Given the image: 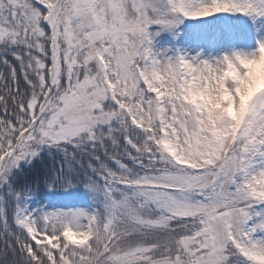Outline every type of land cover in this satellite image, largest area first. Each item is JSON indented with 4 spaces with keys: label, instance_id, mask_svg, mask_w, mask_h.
Wrapping results in <instances>:
<instances>
[{
    "label": "snow or ice",
    "instance_id": "1",
    "mask_svg": "<svg viewBox=\"0 0 264 264\" xmlns=\"http://www.w3.org/2000/svg\"><path fill=\"white\" fill-rule=\"evenodd\" d=\"M224 12L264 0H0L3 264H264V40L210 61L150 31ZM48 157L90 206L37 203Z\"/></svg>",
    "mask_w": 264,
    "mask_h": 264
},
{
    "label": "rangeland",
    "instance_id": "2",
    "mask_svg": "<svg viewBox=\"0 0 264 264\" xmlns=\"http://www.w3.org/2000/svg\"><path fill=\"white\" fill-rule=\"evenodd\" d=\"M199 5L210 4L211 0H195ZM239 13H216L211 16L201 18H182L183 22L178 25L174 32L160 31L158 26H153L150 31H159V35L154 37L153 46L157 51L167 50V55L171 56V48L177 47L179 54L198 56L199 59L214 60L224 55L231 56L235 52L252 53L253 46L258 47L255 37L264 40V17L253 18L239 14L244 19L243 24H238ZM224 18H229L224 20ZM224 24L225 27H224ZM251 24L252 27L249 25ZM215 27L217 31L215 30ZM229 31L233 35L232 40L228 38ZM175 35V38L171 39ZM246 42L247 51H240V45ZM82 191L80 198H71L68 202L62 203L65 206L87 207L88 200L83 198Z\"/></svg>",
    "mask_w": 264,
    "mask_h": 264
},
{
    "label": "trees",
    "instance_id": "3",
    "mask_svg": "<svg viewBox=\"0 0 264 264\" xmlns=\"http://www.w3.org/2000/svg\"><path fill=\"white\" fill-rule=\"evenodd\" d=\"M2 70L3 69L0 68V71ZM60 164H61L60 158L53 159L51 157H48L44 161L37 163L36 167L31 172L25 173V176L29 180V183H31L34 188L37 187L38 196L42 199L43 205L47 206L50 210L52 208L63 207L61 206V202H52V199L55 193L64 197L69 192V191L65 192L64 189L57 186L55 192L49 193L48 189L45 188L43 184V180H44L43 173L51 169L52 174L55 175L56 171L59 170L60 168ZM37 172H39V180H36ZM21 179H24V177H22ZM80 187H83V186H80ZM40 194H43V195H40ZM4 246H5V238L3 237L2 232H0V264H3L4 262V255H3ZM9 260H11V257H9Z\"/></svg>",
    "mask_w": 264,
    "mask_h": 264
},
{
    "label": "clouds",
    "instance_id": "4",
    "mask_svg": "<svg viewBox=\"0 0 264 264\" xmlns=\"http://www.w3.org/2000/svg\"><path fill=\"white\" fill-rule=\"evenodd\" d=\"M261 63H264V61H261ZM260 87V83L259 81H257L256 83L252 84L250 86L251 90H255L256 88ZM250 94V91L249 89H245V92H244V98L247 99V96Z\"/></svg>",
    "mask_w": 264,
    "mask_h": 264
},
{
    "label": "bare ground",
    "instance_id": "5",
    "mask_svg": "<svg viewBox=\"0 0 264 264\" xmlns=\"http://www.w3.org/2000/svg\"><path fill=\"white\" fill-rule=\"evenodd\" d=\"M215 30L217 31L216 27H215ZM234 37H237L236 34H234V35H233V34H228V38H229V39L232 40ZM247 45H248V44H247L246 42H244V44L240 45V49H241V51H244V50L247 51Z\"/></svg>",
    "mask_w": 264,
    "mask_h": 264
}]
</instances>
